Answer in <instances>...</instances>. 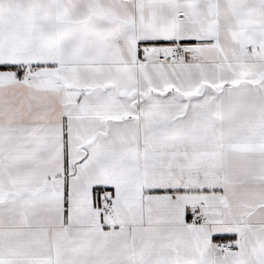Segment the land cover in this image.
Here are the masks:
<instances>
[{"label": "snow or ice", "instance_id": "1", "mask_svg": "<svg viewBox=\"0 0 264 264\" xmlns=\"http://www.w3.org/2000/svg\"><path fill=\"white\" fill-rule=\"evenodd\" d=\"M0 264H264V0H0Z\"/></svg>", "mask_w": 264, "mask_h": 264}]
</instances>
